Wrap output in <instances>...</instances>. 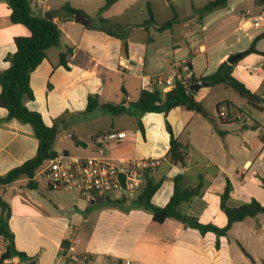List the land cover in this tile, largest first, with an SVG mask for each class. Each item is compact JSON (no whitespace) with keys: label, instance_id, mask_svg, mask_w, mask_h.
<instances>
[{"label":"crops","instance_id":"0c3cea01","mask_svg":"<svg viewBox=\"0 0 264 264\" xmlns=\"http://www.w3.org/2000/svg\"><path fill=\"white\" fill-rule=\"evenodd\" d=\"M137 1H114L101 12L107 19L104 22L96 13L105 0H45L43 5L32 4L36 15L51 14L61 34L59 43L49 47L46 57L32 70L29 83L33 97L24 102L39 112L47 125L57 124L54 143L57 151L72 150L75 155L89 156L95 152L100 133L109 129L125 130V139L107 148L104 156L158 159L152 177L160 185L151 197L152 203L158 206L169 201L176 175L183 176L184 186L200 184L199 194L182 202L180 212L222 227L227 217L220 208V195L227 180L231 184L228 204L255 198L264 205V187L259 180L264 178V143L260 142L259 135L241 133L238 136L237 145L257 151L255 160L247 156L242 161L235 154L230 133L218 126L223 132L220 134L198 112L180 106L167 114L145 112L140 116L141 130L133 115L112 114L102 106L87 111L86 106L89 95H97L101 103L135 101L140 90L150 87L152 80L174 75L186 61L191 65V75L214 72L223 60L244 51L264 31V27L258 30L261 24L242 28L249 25L245 20L247 11L264 13V7L255 0H227L225 7L201 14L196 9L207 0H188L182 13L174 0H142L146 13L142 10L143 16L135 21L132 7ZM64 3L88 16L89 24L75 22L74 15L72 20H67L70 15L61 10ZM247 3L252 6H246ZM115 6L122 7L113 11ZM148 7L157 22L169 19L174 12L177 22L164 30H158L153 23L141 26L149 17ZM178 17L184 19L180 22ZM179 23L181 28L174 30ZM29 34L27 26L11 21L8 1L0 0V72L10 65L6 56L16 50L15 37ZM246 38L247 42H243ZM258 41L256 48L264 52L258 47ZM68 48L71 51L64 66L59 55ZM232 75L250 90L262 92L264 55L245 54L237 61ZM218 86L222 85L202 87L195 93L197 99L203 98L208 112L206 96ZM225 99L215 100V108L217 102ZM7 113L0 106V174L33 157L38 146L31 124L7 119ZM127 119L135 120L133 126ZM166 122L174 136L188 145L184 165L173 164L166 158L169 148ZM246 122L245 128L260 126ZM83 124L94 127L86 133ZM240 127L245 129L242 122ZM34 179L38 192L52 203L51 208L30 195L25 177L2 190L10 206L8 224L14 247L24 253L23 258L13 257L18 264L31 261L32 264H124L126 260L135 264H264V212L234 222L227 234L219 237V247H216L213 232L202 235L175 217L155 223L150 210L144 206L124 210L109 205L106 196L87 199L78 195L65 201L57 195L48 196L49 188L38 174ZM240 245L253 260L244 254Z\"/></svg>","mask_w":264,"mask_h":264},{"label":"trees","instance_id":"16d2710c","mask_svg":"<svg viewBox=\"0 0 264 264\" xmlns=\"http://www.w3.org/2000/svg\"><path fill=\"white\" fill-rule=\"evenodd\" d=\"M7 1L10 7L11 21L27 26L30 34L15 37L16 50L14 53L7 54L6 56L7 60L10 61V65L6 70L0 72V106L7 109V119L16 118L31 124L34 135L38 139V146L33 157L25 160L8 172L0 174V236L5 240V249L0 254V262L6 258L24 257V253L16 250L14 247L13 234L8 224L11 211L8 202L3 198V188L21 177L27 179L25 184L27 188H37V183L34 179L36 172L46 160L52 158L57 153V150L54 148L58 134L57 124L47 125L42 119L41 114L28 108L24 101L25 99L33 97L29 83L32 70L46 57V50L59 43L61 34L58 23L53 19H47L45 15H36L33 12L32 4L28 0ZM114 1L116 0H105V3L99 8L96 14L100 21H107V19L101 16V12ZM255 1L264 7V0ZM226 4L227 0H207L196 10L201 14H205L225 7ZM61 10L70 15L67 20H72L74 14L81 12L69 3H64ZM148 13V19L141 26L147 27V24L153 23L158 30H164L170 28L177 22V14L175 12L172 17L160 23L155 20L150 7H148ZM262 37H264V31L253 38L249 46L240 52L241 56L236 61L228 63L227 60H223L216 70L208 75L195 76L192 74L184 82L175 79L173 87L167 91H162L156 85L155 80H152L150 87L142 88L138 98L135 101L127 102V104L101 103L97 95H89L86 110L91 111L97 106H102L112 114L128 113L136 118L137 125L143 130L140 121L141 114L145 112H162L163 114H167L170 109L180 106L202 114L220 134L223 132L219 130L218 126L223 123L242 122V128H245L248 126L246 122L248 116L245 107H239L229 99L221 100L216 104L215 109L218 114L216 118L206 110L203 98L197 99L196 94L189 91V85L198 80H206L210 83L211 87L216 85L230 87L245 101L247 106L259 111L264 110V102L261 100L260 93L250 90L241 80L232 75V70L237 61L245 54L255 52L264 55V52L256 48L257 40ZM70 51L71 49L68 48L59 55V61L64 66H67L66 57ZM185 63L191 71L190 63L188 61ZM123 92L125 93L124 89ZM262 92L264 98V90ZM222 106L225 107L227 112L225 116L219 114ZM237 114H242L245 118L239 119ZM166 129L169 132V148L166 153V158L173 164L184 165L188 158V145L174 136L168 122H166ZM258 138L260 142L264 143V129L260 132ZM76 143L82 144L81 141H76ZM260 181L264 185V179L260 178ZM182 182L183 176L181 174L174 177L173 193L169 201L163 206L155 205L151 201V197L158 189L160 183L159 181H155L152 175L148 173L145 174L139 191L132 199L128 200L125 197H106L109 199V205L120 207L124 210H128L133 206H144L150 210L152 220L155 223H162L168 217H175L181 220L186 226L197 229L202 235L207 232H213L216 235V247H219V237L225 236L234 222L242 221L246 217H254L258 213L264 212V205L255 198L236 205L228 204L231 184L227 180L226 186L220 195V208L226 214V224L219 227L213 223H203L196 216L180 212V204L199 194L200 190V184L195 187H190L184 186ZM240 247L244 254L253 260L250 253L241 245ZM30 264H32V261Z\"/></svg>","mask_w":264,"mask_h":264},{"label":"built area","instance_id":"2783aa9c","mask_svg":"<svg viewBox=\"0 0 264 264\" xmlns=\"http://www.w3.org/2000/svg\"><path fill=\"white\" fill-rule=\"evenodd\" d=\"M31 4L43 5L45 0H29ZM245 20L249 26L258 27L264 23V13L253 14L247 11ZM191 76L190 68L186 63L174 72V75L158 76L154 80L162 90H169L174 80L186 81ZM221 116L227 114L225 109L219 111ZM239 119L245 116L237 114ZM126 137V131L111 129L102 132L96 139L95 152L89 156H79L68 151H57L46 160L36 174L51 190H69L87 199L101 196L110 198L125 197L128 200L135 197L139 191L146 173L152 175L158 164L154 157L136 158L119 157L108 159L105 151L111 145L121 143ZM5 249V240L0 236L1 253ZM0 264H18L14 258H6ZM124 264H135L126 260Z\"/></svg>","mask_w":264,"mask_h":264},{"label":"rangeland","instance_id":"374dc122","mask_svg":"<svg viewBox=\"0 0 264 264\" xmlns=\"http://www.w3.org/2000/svg\"><path fill=\"white\" fill-rule=\"evenodd\" d=\"M188 0H174V3L175 5L178 7V10L182 13H184L185 11V5H186V2ZM142 0H138L136 2V4L132 7V10H133V20H139L141 19L140 16H143L142 14V10L145 11L146 8L144 6V4H142ZM246 6H252L250 3L246 4ZM122 6H115V8L113 9V11H116V10H119ZM139 10H141V12H139ZM146 13V11H145ZM253 13V12H252ZM255 14H257V12H254ZM183 16V15H182ZM92 19H94V17H91ZM161 18L160 20H163L165 17H159ZM180 22L184 19V17H178ZM186 19H188V17H185ZM262 27H264L263 24H261V26L258 28L261 29ZM181 28V24H177L174 26V30H179ZM260 41H258L257 45L259 48H262L264 50V37L258 39ZM243 42H247V38L244 40L243 39ZM220 98H226V99H230L236 103H244V107L246 108V114H247V121L249 124H253L254 122L255 123H258L260 126L258 127H252L250 128V126L248 128H245V129H241L240 127V122H230V123H223V124H219V126L221 128H224L228 131V133H230V137H232L233 139V146H234V151H235V154L237 155V158H239L240 160H244L245 157L247 156H250L251 158H253L252 160H255V155L257 153V151L253 152L252 149H243L241 148L239 145H237L238 143V136L241 135V133H243V135L245 136H258L260 134V131L262 129H264V110L262 111H259V110H256L250 106H247L245 104V101L240 98L238 96V94L230 87H225V86H218L217 88H215L214 90H212V92L208 93L207 96H206V99H205V105L206 107L210 110V112L217 118V112H216V109H215V100L217 99H220ZM222 109H225L224 106H222L220 108V110ZM129 121V119H127ZM99 122V121H98ZM129 123H131V126H133V123H135V120L132 119L129 121ZM136 126V124H135ZM94 127V126H92ZM92 127L90 128L89 127V124H83L82 125V128H84L85 132L88 133V131H90V129H92ZM241 142V140H239ZM242 143V142H241ZM70 152H74V151H70ZM254 168H255V164H254ZM260 178L262 177H259V180ZM264 179V178H263ZM261 182V181H260ZM261 185L264 187V185L261 183ZM42 191L44 192V190L42 189ZM46 194H48V196H52V195H57V196H60L61 198H63L65 201H69L70 197H73V196H78L77 193L73 192V191H69V190H60V191H57V190H49L46 192ZM50 198V197H49ZM51 199L54 201L55 199H53V197H51ZM100 202L102 201L99 200Z\"/></svg>","mask_w":264,"mask_h":264},{"label":"water","instance_id":"95a60500","mask_svg":"<svg viewBox=\"0 0 264 264\" xmlns=\"http://www.w3.org/2000/svg\"><path fill=\"white\" fill-rule=\"evenodd\" d=\"M29 1V0H28ZM45 17L47 19H52V16L49 14V12H46ZM74 21L75 22H79L83 25H87L89 24V17L86 15H82L80 13H76L74 14ZM241 56L240 52L237 53H233L231 54L226 60L228 63H233L234 61H236L239 57ZM210 86V83L206 80H198L196 82H193L189 85V91L193 94L197 93V91L202 88V87H208ZM260 96H261V100L264 102V98H263V93L260 92ZM29 193L32 197H34L35 199L39 200L40 202H42L43 204L47 205L48 207H52V203L50 202V200L45 197L44 195H42L40 192H38V190L36 188H30L29 189Z\"/></svg>","mask_w":264,"mask_h":264}]
</instances>
